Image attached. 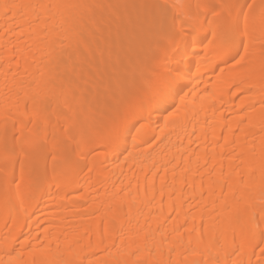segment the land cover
<instances>
[{
    "label": "bare ground",
    "instance_id": "1",
    "mask_svg": "<svg viewBox=\"0 0 264 264\" xmlns=\"http://www.w3.org/2000/svg\"><path fill=\"white\" fill-rule=\"evenodd\" d=\"M172 4L0 0V264H264V0Z\"/></svg>",
    "mask_w": 264,
    "mask_h": 264
},
{
    "label": "rangeland",
    "instance_id": "2",
    "mask_svg": "<svg viewBox=\"0 0 264 264\" xmlns=\"http://www.w3.org/2000/svg\"><path fill=\"white\" fill-rule=\"evenodd\" d=\"M120 1V0H119ZM141 1V0H139ZM144 2V9H140V10H143V15H146V9L145 7H147V9H151V14H153V12L155 10H163L165 11V8L168 9L171 5H173L172 3H175L178 5H175L179 8V12H181V10L183 9V7L185 5H183V0H160V1H157V0H142ZM175 1V2H174ZM180 1V2H179ZM117 2V1H116ZM172 2V3H171ZM118 3V2H117ZM194 4V2H193ZM138 5H136V7H138ZM189 6V10L188 11H191V8L193 7L192 4L188 5ZM174 20V22H178L179 20L183 19L185 16H184V13H179L178 15H173V16H168L166 19L169 20L170 18ZM170 19V20H171ZM151 24L150 27H149V31H156L158 28H157V25H158V19H154L153 21H151ZM103 25V26H102ZM100 29H105L104 27V24L102 23ZM104 40H105V43L102 44L103 46V51H115L116 50V47L114 46V42H113V37H102ZM169 40H166L164 42H159L158 43V46L156 47V55L158 53H160L166 46V42H168ZM137 47L140 48V50L143 49V43L140 42V43H137L136 45ZM121 50H125V49H121ZM119 55V54H118ZM111 64H118V65H122L123 66V71H117L115 73H113L112 75H110V77H108L107 79V83H106V86H101V87H98L96 88L97 91L95 93V103H94V106L92 107L91 111H90V114L91 116L94 118V119H99L102 117L103 115V109H104V106L107 105L109 103L108 101V98H107V94L110 93V95L114 98H116L117 96L121 95L123 92H125L127 89H128V85L127 84H124L122 83V78H123V75H127V76H133L134 74V64L130 61H127L125 59H122V60H118V61H114V62H111ZM96 86V85H95ZM103 87H106V90L104 91L102 88ZM87 91H90L89 89ZM91 92V91H90ZM89 92V93H90Z\"/></svg>",
    "mask_w": 264,
    "mask_h": 264
},
{
    "label": "snow or ice",
    "instance_id": "3",
    "mask_svg": "<svg viewBox=\"0 0 264 264\" xmlns=\"http://www.w3.org/2000/svg\"><path fill=\"white\" fill-rule=\"evenodd\" d=\"M197 7H200V6L197 5ZM229 7H230V9H236L237 12H243V5L242 4L236 3L233 5H230ZM248 7L251 8L252 5H248ZM213 15L215 16V15H217V13L215 11H213ZM237 28H238V25H237ZM173 45H174L173 51L177 52V54H179L178 53L179 42L174 40ZM245 51H247V45H245ZM237 54H239V53H237ZM237 63H238V61H237ZM4 163H5V165L8 163L7 157H5ZM261 222L264 223V212H262V214H261ZM261 251L264 252V248H262Z\"/></svg>",
    "mask_w": 264,
    "mask_h": 264
}]
</instances>
